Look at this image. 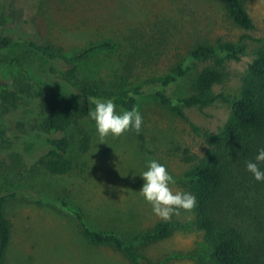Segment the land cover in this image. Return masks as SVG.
Here are the masks:
<instances>
[{
    "label": "rangeland",
    "instance_id": "374dc122",
    "mask_svg": "<svg viewBox=\"0 0 264 264\" xmlns=\"http://www.w3.org/2000/svg\"><path fill=\"white\" fill-rule=\"evenodd\" d=\"M242 3L253 30L233 26L220 0H0V33L14 39L0 52V94L8 87L18 91L20 83L39 82L70 96L80 94L77 86L60 83L51 74L50 63L19 41L23 38L47 43L67 56L92 43L112 42L115 50L96 52L80 65L79 78L104 93L135 85L146 90L137 107L143 117L140 136L129 131L100 143L87 113L80 125L90 135L89 148L80 152L78 134L70 129L72 168L61 176L36 162L48 149L41 143L36 105L23 98L18 110L0 115V130L11 137L9 143L0 139V195L14 194L4 206L11 224L4 264H130L111 247L88 245L75 213L90 228L115 231L122 238L153 227L161 219L140 194L144 183L140 175L150 160L173 176V191L190 193L184 187V173L191 163L182 160V150L201 156L205 145L185 120L159 105L147 89L182 61L195 41L236 42L243 35L264 39V0ZM254 45L249 42L248 54L229 63L233 73L245 70ZM190 64L191 74L168 90L173 96L186 94L192 74L202 66ZM238 84L232 78L214 90L232 91ZM229 112L222 103L185 109L192 123L210 132L222 126ZM193 220V209H181L169 221L173 228L168 237L138 246V251L151 264H209L201 249L202 233Z\"/></svg>",
    "mask_w": 264,
    "mask_h": 264
},
{
    "label": "trees",
    "instance_id": "16d2710c",
    "mask_svg": "<svg viewBox=\"0 0 264 264\" xmlns=\"http://www.w3.org/2000/svg\"><path fill=\"white\" fill-rule=\"evenodd\" d=\"M220 3L233 26L243 31L254 29L242 0H220ZM19 41L50 63L51 74L60 83L77 86L80 94L70 96L40 82L35 86L20 83L18 91L8 87L0 94V115L18 110L23 98L34 103L41 118L37 126L43 134L41 143L48 148L36 162L50 174L65 175L72 168L68 131L75 129L78 134L80 152L89 148L90 135L80 125L89 109L95 107L88 97L111 98L121 113L137 109L146 90L135 85L104 93L94 83L79 78L80 65L96 52L115 50L117 45L112 42L92 43L67 56L47 43L29 38ZM13 42L11 36L0 33V52ZM249 42L255 44L250 50L252 59L243 72L233 73L229 63L240 61L248 54ZM191 61L202 63L201 68L192 74L186 94L173 96L168 90L191 74ZM232 78L239 83L235 90H214ZM147 90L159 105L185 120L205 145L201 156L182 150V160L191 163L184 173V187L196 199L193 224L202 233L204 258L209 264H264V181H256L246 169V162H256L255 157L264 148V39L243 35L236 42L219 38L215 42L195 41L188 47L186 57ZM217 103L227 105L230 112L216 132L200 129L185 114V109H202ZM5 132L0 130V139L9 143L11 137ZM259 167L264 171V162ZM10 196L14 194L0 195V264H4L11 238V224L4 215ZM75 216L80 235L88 245L111 247L130 264H151L137 247L168 237L173 228L171 222L160 220L149 229L122 238L115 231L90 228L78 212Z\"/></svg>",
    "mask_w": 264,
    "mask_h": 264
},
{
    "label": "clouds",
    "instance_id": "9594fccd",
    "mask_svg": "<svg viewBox=\"0 0 264 264\" xmlns=\"http://www.w3.org/2000/svg\"><path fill=\"white\" fill-rule=\"evenodd\" d=\"M88 100L91 105H95L94 109H89L88 115L95 122L100 143H105V138L109 135L120 137L129 131L137 135L140 133L143 117L135 107L118 113L116 103L111 98L88 97ZM255 161H247L246 169L256 181H264V171L259 167L264 162V148L259 150ZM140 176L144 181L140 194L159 219L170 221L173 215L180 214L181 209L190 212L196 206L195 196L191 193L173 191L170 185H174L176 181L159 162L150 160L147 170Z\"/></svg>",
    "mask_w": 264,
    "mask_h": 264
}]
</instances>
